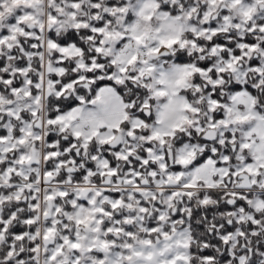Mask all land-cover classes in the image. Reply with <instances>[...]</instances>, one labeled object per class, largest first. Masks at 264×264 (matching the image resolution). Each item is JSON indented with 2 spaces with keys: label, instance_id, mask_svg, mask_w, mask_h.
Masks as SVG:
<instances>
[{
  "label": "snow or ice",
  "instance_id": "obj_1",
  "mask_svg": "<svg viewBox=\"0 0 264 264\" xmlns=\"http://www.w3.org/2000/svg\"><path fill=\"white\" fill-rule=\"evenodd\" d=\"M0 264H264V0H0Z\"/></svg>",
  "mask_w": 264,
  "mask_h": 264
}]
</instances>
